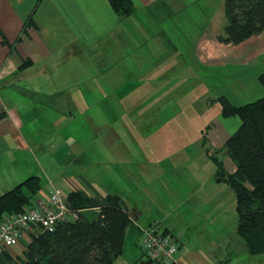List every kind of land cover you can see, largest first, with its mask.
Wrapping results in <instances>:
<instances>
[{
    "label": "crops",
    "instance_id": "crops-1",
    "mask_svg": "<svg viewBox=\"0 0 264 264\" xmlns=\"http://www.w3.org/2000/svg\"><path fill=\"white\" fill-rule=\"evenodd\" d=\"M196 1L198 4L204 0H132L134 13L121 17L108 0H0V114H6L0 121L2 191L6 193L19 185L25 172L28 173L26 175H34L29 164L34 165L38 159L35 150L52 145L56 149H66V159L62 162L66 160L80 167L93 163L101 166L106 162L112 170H118L119 176L128 179L130 185L139 184L141 175L134 170L135 161L128 156L127 161L119 163L114 156L113 142L107 148L102 141L104 150L101 151L97 147L100 135L88 141L89 137L76 133V122L81 116L80 102L96 101L94 109H102L103 101H112L108 106L114 115L112 117H116L113 101L151 100L155 93H161V88L154 91L157 89L154 85L161 83L168 70L171 71L169 76L177 75V57L181 59L183 52L172 59L165 58L167 43L181 31L184 3L192 5ZM225 2L222 0L217 10L222 20L220 29L227 23L222 18L225 16ZM222 10L224 15H221ZM190 13L196 21V28L199 14L193 9ZM30 18V25L24 31V25ZM164 24L167 34L163 33ZM193 27L188 32L190 35L195 33ZM223 33L212 34L208 29L202 40H196L197 60L201 59L203 63L222 60L230 57L232 47L247 48L253 56L264 53V32L238 46L222 44L219 39ZM3 37L10 46L3 44ZM174 50L177 54L178 50ZM14 82L17 86L11 84ZM131 84L134 86L130 87ZM126 85L128 90H121ZM3 88H9L5 97ZM149 88L150 91L147 90ZM4 99L9 102L5 104ZM15 100L37 101V104L28 108L29 103L19 102L27 109L24 110L22 106L18 108ZM32 111L41 117L38 129L46 131L51 125L54 129L48 132L57 131L47 139L49 145L40 142V137L35 134L38 130L33 126L35 120L23 119ZM110 124V132L119 131V126L124 129L116 118ZM94 126L101 125L94 123ZM223 132L228 136L226 140L223 138L225 145L230 134L225 128ZM86 144L94 148V159L87 154ZM105 153L110 154V158L105 157ZM49 155L50 152H43L42 161L46 163ZM121 165L126 171H120ZM235 171L236 165L233 173ZM103 174L96 173L94 182L87 181L83 175L77 182L66 179L68 191L55 186L49 191L51 183L42 186L41 182L42 190L34 200L55 190H61L68 196L77 189L102 200L110 193L119 195L127 205L132 226L124 252L115 264H161L149 262L142 248V230L153 225L178 241L180 250L176 264H264V252L249 253L245 241L238 234V222L228 226L225 221L210 216L208 211L200 216V220L192 221L193 212L187 217L182 213L183 207H152L146 202L133 200V195L122 192L121 185L118 189ZM155 195L154 204H157L160 196ZM167 203L172 204L166 202L165 205ZM81 214L92 222L98 219L99 209L83 210ZM31 238L29 235L19 245L10 248L6 262H10L8 257L22 258Z\"/></svg>",
    "mask_w": 264,
    "mask_h": 264
},
{
    "label": "rangeland",
    "instance_id": "rangeland-1",
    "mask_svg": "<svg viewBox=\"0 0 264 264\" xmlns=\"http://www.w3.org/2000/svg\"><path fill=\"white\" fill-rule=\"evenodd\" d=\"M221 2L222 0H204L198 4L196 1L192 5L184 3L181 31L177 32L175 39L171 38L172 43L168 41L165 56L172 59L181 55L180 51H183L181 59L177 57L175 70L177 75L169 76L171 71L168 70V75L161 83L154 85L157 88L154 91L160 88L162 91L154 92L156 96L152 97L153 99L113 101L115 102L113 114L115 113L116 117H112L114 115H111L108 106L112 101H103L102 109L99 107L94 109L96 101L80 102L81 116L77 119L76 127L78 131L80 128L81 132L76 133L89 137L88 141L100 135L97 147L101 151L104 150L101 148L102 141L107 148L112 146L113 142L114 156L119 163L127 161L128 156L135 161L134 170L141 175L139 184L130 185L128 179L119 176L118 170H112L111 165L106 162L101 166L93 163L81 165L82 167L72 165L66 160L62 162L66 159L64 155L66 149H56L52 147L53 145L35 150L37 163L29 164L31 174L34 175L22 173L21 183L30 176H36L41 179L42 186L47 182L49 185L51 183L49 191L53 190L54 186L68 191L66 179L77 182L79 176L83 175L87 181L94 182L96 173L103 172V177L114 182L118 189L121 185V191L133 195V200L146 202L152 207H183L182 213L187 217L188 213L193 212L192 221L200 220V216L208 211L210 216L225 221L228 226L236 225L238 214L235 192L230 185L217 180L220 168L212 156L223 164L227 175L233 173L235 164L224 149L223 138L226 140L228 136L223 129H227L231 136L239 129L241 121L238 118L223 117L219 99L225 97L232 105L238 107L257 102L264 97V89L259 82V76L264 73V53L253 56L247 48L240 50L232 47L230 57L222 60L209 63L197 60L196 40H202L208 29L210 33L216 35L224 32V27L220 29L221 18L220 12L217 11ZM192 9L199 14L196 28L194 26L196 21L190 13ZM221 13L224 15L223 10ZM222 18L227 20L226 14ZM165 26L166 24L163 25V30ZM192 27L196 29L194 35L188 33ZM163 33L167 34L166 29ZM173 46L178 50L177 54ZM11 84L17 86V82ZM151 86L153 87V84ZM128 87L126 85L121 90H128ZM147 90L150 91V88ZM3 91L5 97V91L8 92L9 88H3ZM4 102L7 104L9 101L4 99ZM14 102H18V108L22 106L19 102L29 103L28 108L37 104V101ZM22 109L27 110L23 106ZM37 113L32 111L28 117H23L24 120H35L36 124L33 126L36 129L41 124L39 122L41 117ZM4 114L1 113L0 116ZM112 118H116L125 130L119 126V131L110 132L108 127L113 121ZM94 123L101 126L96 128ZM48 127V130L54 129L51 125ZM38 130L35 134L40 137L39 141L47 145H49L47 139L57 133L53 130L49 132ZM82 150L81 148L80 151ZM85 150L93 158L94 148L87 145ZM46 151L51 155L46 157L45 163L41 159V154ZM104 156L110 158L111 155L105 153ZM2 161L3 157H0V170ZM123 167L121 165L120 171H126ZM155 193L160 196L157 204H154ZM3 194L5 193L1 189L0 181V196ZM63 194L67 198V195ZM138 196L142 200H139ZM166 202L172 204L165 205ZM142 235L143 242L145 236L143 233Z\"/></svg>",
    "mask_w": 264,
    "mask_h": 264
},
{
    "label": "trees",
    "instance_id": "trees-1",
    "mask_svg": "<svg viewBox=\"0 0 264 264\" xmlns=\"http://www.w3.org/2000/svg\"><path fill=\"white\" fill-rule=\"evenodd\" d=\"M108 1L121 17L134 13L132 0ZM225 14L227 23L219 39L222 44L238 46L264 32V0H226ZM30 22L31 18L24 31ZM3 44L10 46L6 37ZM259 82L264 89V73ZM219 102L222 116L238 118L241 125L224 145L236 165L235 173L227 175L223 164L212 156L220 168L217 180L234 190L238 234L250 254H259L264 252V97L238 107L225 97ZM41 190V179L32 176L0 196V221L5 215L23 213L34 206ZM66 204L77 219L58 224L52 232L38 230L23 257H8L7 264H115L124 252L132 226L125 201L117 194L110 193L102 200L75 189L67 196ZM88 209H99L97 220L91 222L81 214Z\"/></svg>",
    "mask_w": 264,
    "mask_h": 264
},
{
    "label": "built area",
    "instance_id": "built-area-1",
    "mask_svg": "<svg viewBox=\"0 0 264 264\" xmlns=\"http://www.w3.org/2000/svg\"><path fill=\"white\" fill-rule=\"evenodd\" d=\"M64 194L55 190L35 201L34 206L23 213L5 215L0 221V264H7L5 253L19 245L27 236L38 230L54 231L60 223H71L77 214L66 204ZM145 238L142 248L148 261L161 264H176L180 250L178 241L155 225L142 230Z\"/></svg>",
    "mask_w": 264,
    "mask_h": 264
},
{
    "label": "water",
    "instance_id": "water-1",
    "mask_svg": "<svg viewBox=\"0 0 264 264\" xmlns=\"http://www.w3.org/2000/svg\"><path fill=\"white\" fill-rule=\"evenodd\" d=\"M6 117V115L4 114V115H1L0 116V121L3 119V118H5Z\"/></svg>",
    "mask_w": 264,
    "mask_h": 264
}]
</instances>
